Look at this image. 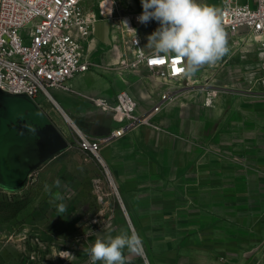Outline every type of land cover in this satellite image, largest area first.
I'll return each mask as SVG.
<instances>
[{
  "label": "crops",
  "instance_id": "crops-1",
  "mask_svg": "<svg viewBox=\"0 0 264 264\" xmlns=\"http://www.w3.org/2000/svg\"><path fill=\"white\" fill-rule=\"evenodd\" d=\"M111 1L120 20L129 15L124 11L143 9L141 0ZM197 2L221 6V0ZM94 10L97 21L113 24ZM119 40L113 25L109 43L96 37L94 24L86 48L95 66L73 77L69 89L50 88V96L31 101L0 91V178L24 173L11 163L22 144L32 148L37 137L26 124L29 115L52 122L69 141L39 170L76 145L65 116L96 138L119 126L92 95L115 101L126 91L139 111L160 99L165 81L118 68L121 55L112 51L121 50ZM190 82L156 115L159 127L131 129L104 143L101 153L154 264H241L264 248V49L240 47L201 67Z\"/></svg>",
  "mask_w": 264,
  "mask_h": 264
},
{
  "label": "built area",
  "instance_id": "built-area-1",
  "mask_svg": "<svg viewBox=\"0 0 264 264\" xmlns=\"http://www.w3.org/2000/svg\"><path fill=\"white\" fill-rule=\"evenodd\" d=\"M85 1L0 0L1 90L30 100L36 99L40 93L50 96V88L69 89V81L73 77L95 66L88 56L86 42L94 32L97 15L94 9L86 8ZM111 6V12L104 13L100 2V15L113 23L120 33V39L124 40V45L118 42L117 46L131 54L130 57L121 54L118 68L132 71L146 67L165 81L167 88L146 111H139L137 101L126 91L118 93L115 101L102 96L90 97L94 105L111 111L119 126L102 138L90 136L74 127L77 131L75 143L101 161L110 177V169L101 153L103 144L140 125L159 127L156 115L177 99L179 90L194 84L190 82L191 77L181 74L182 60L157 54L154 48L144 45L135 27L140 23L137 17L143 9L128 12L133 21L128 28L121 24L123 19L114 14L113 1ZM219 9L228 37L229 57L240 47L249 49L256 44L264 49V0H221ZM128 31H134V34L128 36Z\"/></svg>",
  "mask_w": 264,
  "mask_h": 264
},
{
  "label": "rangeland",
  "instance_id": "rangeland-1",
  "mask_svg": "<svg viewBox=\"0 0 264 264\" xmlns=\"http://www.w3.org/2000/svg\"><path fill=\"white\" fill-rule=\"evenodd\" d=\"M100 2L86 0L85 6L96 9L100 15ZM156 26L155 20L135 24L147 48H154L148 38ZM111 30L112 25L106 19L95 23V36L107 43ZM133 34L134 31L127 32L128 36ZM123 41L119 40L124 45ZM112 54L131 55L119 49ZM138 70L156 77L146 67L132 71ZM205 82L206 79L198 83ZM69 124L71 140L76 142V127ZM57 179L59 187L54 184ZM112 180L101 161L74 145L43 164L19 186L0 184V264H91L88 249L96 239L109 234L116 236L121 230L129 234L137 232L132 229L119 188H115L116 181ZM57 192L62 200L55 199ZM60 204L66 206L63 213L58 212ZM141 248L139 252L125 250L126 264H154L143 243ZM240 263L264 264V248L257 250L255 259Z\"/></svg>",
  "mask_w": 264,
  "mask_h": 264
},
{
  "label": "clouds",
  "instance_id": "clouds-1",
  "mask_svg": "<svg viewBox=\"0 0 264 264\" xmlns=\"http://www.w3.org/2000/svg\"><path fill=\"white\" fill-rule=\"evenodd\" d=\"M141 4L143 12L137 17L138 21L147 24L155 20L160 25L149 36V43L157 54L182 60L180 72L183 76L192 77L203 66H215L229 53L219 8L197 0H141ZM121 24L128 27L127 21ZM54 184L59 187L60 180ZM55 199L62 200L63 197L57 192ZM65 210L64 204L58 206V212ZM141 247L142 238L137 232L129 234L121 230L116 236L109 234L104 239H96L88 249V255L91 264H126L125 250L139 252Z\"/></svg>",
  "mask_w": 264,
  "mask_h": 264
},
{
  "label": "water",
  "instance_id": "water-1",
  "mask_svg": "<svg viewBox=\"0 0 264 264\" xmlns=\"http://www.w3.org/2000/svg\"><path fill=\"white\" fill-rule=\"evenodd\" d=\"M0 91L5 92L1 89ZM18 97H23L31 101L24 96ZM29 116L28 122L25 120L26 124L31 125L32 132H34L37 137L32 141V148L29 146L30 142L25 143V145H23V143L22 147L17 150V155L15 158L13 157V162L11 163L14 170L24 173H22L23 175L20 178H14L13 174L3 173L4 176L0 178V184L3 186H19L29 177L30 173H33L43 162L63 151L69 145L68 139L52 122L43 121L40 116ZM19 122H22V120ZM123 208L125 209L124 206ZM131 226L132 229H134L132 224ZM141 250L143 249L141 248Z\"/></svg>",
  "mask_w": 264,
  "mask_h": 264
},
{
  "label": "bare ground",
  "instance_id": "bare-ground-1",
  "mask_svg": "<svg viewBox=\"0 0 264 264\" xmlns=\"http://www.w3.org/2000/svg\"><path fill=\"white\" fill-rule=\"evenodd\" d=\"M102 11L104 13H110L111 12V9H112V6H111V3L112 1L111 0H102ZM123 21H127V24L131 27L132 24H133V21H132V18H131V15H126V16H123L122 17ZM69 116V115H68ZM68 116H65L66 117V120L71 123L74 127H76L77 129H79L75 124H73L71 121H70V118Z\"/></svg>",
  "mask_w": 264,
  "mask_h": 264
}]
</instances>
